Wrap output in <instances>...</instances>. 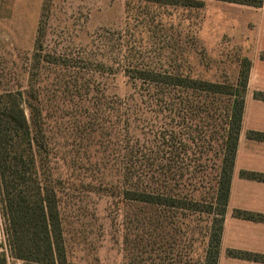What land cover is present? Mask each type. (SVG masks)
I'll return each mask as SVG.
<instances>
[{"label":"rangeland","instance_id":"obj_1","mask_svg":"<svg viewBox=\"0 0 264 264\" xmlns=\"http://www.w3.org/2000/svg\"><path fill=\"white\" fill-rule=\"evenodd\" d=\"M198 1L203 5L169 0H0V95L20 92L24 102L43 109L42 120L34 121L45 124L54 153L66 264H210L212 239L220 228V218L208 208L212 200L196 193L194 210L128 200L119 193L121 185L102 183L94 169L70 158L83 135L74 125L86 120L85 114L77 117L83 113L79 108L89 110L97 99L132 113V132L126 137L120 124V138L123 134L142 153L159 145L152 143L156 133L175 130V123L156 117L154 104L141 95L139 89L151 88L154 82L140 72L219 83L231 87L232 94L220 97V105L240 100L247 66L228 49L227 21L220 15L235 6ZM222 117L219 109L210 117L203 113L197 121L186 122L197 126L194 138L200 130L205 132L210 152L207 160L189 153L180 163H216L214 139ZM99 140L95 138L92 152L101 151ZM199 144L187 145L194 152ZM214 173L215 168L207 171L211 182ZM203 196L206 201L200 200ZM4 228L0 208V252L7 264H23L9 254Z\"/></svg>","mask_w":264,"mask_h":264},{"label":"trees","instance_id":"obj_2","mask_svg":"<svg viewBox=\"0 0 264 264\" xmlns=\"http://www.w3.org/2000/svg\"><path fill=\"white\" fill-rule=\"evenodd\" d=\"M169 1L175 4L181 2L184 6L203 5L198 0ZM215 1L255 8L261 7L263 2ZM140 75L154 82L151 88L139 89L141 95L154 104L156 117L175 123V130L170 134L167 130L156 133L152 143L159 145L142 153L131 145V141L125 140L123 134L120 138V124L126 137L132 132V113L120 112L112 102L97 99L90 104L89 110L79 108L83 113L77 117L85 114L86 125L83 122L80 125L78 121L74 125L83 130V135L70 158L80 167L94 169L102 183L108 180L107 184L121 185L119 193L128 200L185 210H194L192 208L197 206L198 200L193 198L196 193L195 197L203 194L212 200L208 208L220 218V228L212 239L214 253L210 260V264H216L244 95L231 105H220V97L232 95L231 87L162 72H140ZM242 81L244 93L246 74ZM200 104L208 107L202 110ZM219 109L223 117L218 139H214L217 142L213 153L216 163L212 162L210 167L201 163L194 167L180 163L189 153L207 160L210 151L202 136L205 132L200 130L199 138H194L193 133H198V128L186 126V122L197 121L203 113L210 117ZM42 115V107L35 108L24 102L20 92L0 95V208L5 221L4 237L9 254L23 264H66L56 190L59 176L53 167L54 153L46 136L45 124L38 126L34 121V117L42 120ZM95 138L100 139L98 145L101 151L92 152L93 146H97ZM198 141L201 143L196 146L199 150L190 152L187 144L192 147ZM214 168L211 182L207 171ZM243 176L264 180L263 176L256 174L244 173ZM200 200L206 201V198L203 196ZM228 254L249 257L233 251ZM0 264H7L3 252H0Z\"/></svg>","mask_w":264,"mask_h":264},{"label":"crops","instance_id":"obj_3","mask_svg":"<svg viewBox=\"0 0 264 264\" xmlns=\"http://www.w3.org/2000/svg\"><path fill=\"white\" fill-rule=\"evenodd\" d=\"M230 5L235 7L220 13L227 21L221 33L224 28L228 49L248 65L216 264H264V180L243 176L264 177V0L259 8ZM229 251L249 257L231 256Z\"/></svg>","mask_w":264,"mask_h":264}]
</instances>
